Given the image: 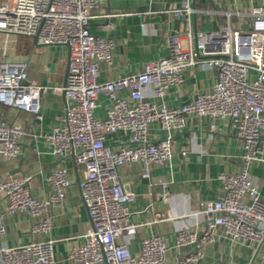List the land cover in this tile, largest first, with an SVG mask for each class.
<instances>
[{"label": "built area", "instance_id": "obj_1", "mask_svg": "<svg viewBox=\"0 0 264 264\" xmlns=\"http://www.w3.org/2000/svg\"><path fill=\"white\" fill-rule=\"evenodd\" d=\"M108 1L0 0V33L67 48L65 82L52 88L63 96V115L44 138L59 162L71 160L82 172L78 188L89 223L80 237L82 245L72 249L69 258L75 264L164 263L170 246L158 235L140 238L137 255L130 251L140 227L134 218L139 215L130 210L136 195L123 184L119 169L138 165L141 178L149 180L152 165L163 166L171 160L173 133L185 128L188 116L228 123L241 145L237 171L218 177L221 197L201 204L202 235L211 238L222 228L230 245L249 248L263 243L264 201L251 169L255 163L264 164V3L253 9L247 29L232 28L226 14L223 29L198 32L197 53L181 47L182 30L188 35L190 29L187 19L182 29L167 37V57L145 63L136 74L100 82V65L111 64L114 43L92 35L89 20L90 11ZM169 11L177 20L192 12L187 5ZM196 65L216 70L211 92L169 108L164 101L168 91L178 88L184 73ZM27 69L24 60H0V112L7 108L18 113L11 122L0 114V157L5 160L22 152L20 140L26 132L19 114L42 118L40 102L48 88L29 81ZM101 95L108 106L98 117ZM153 125L160 136L151 139ZM118 134L124 137L120 144H107L108 136ZM28 181L27 177H7L0 182L4 213L33 219L32 236L49 234L51 220L42 215L62 205L70 186L67 169L56 167L46 175L51 193L43 199L32 196ZM155 218L156 222L167 220L161 215ZM197 239L195 230H178L174 247L193 245ZM53 243L0 247V264H54Z\"/></svg>", "mask_w": 264, "mask_h": 264}, {"label": "crops", "instance_id": "obj_2", "mask_svg": "<svg viewBox=\"0 0 264 264\" xmlns=\"http://www.w3.org/2000/svg\"><path fill=\"white\" fill-rule=\"evenodd\" d=\"M263 3L264 0H109L90 11V33L114 43L111 64L100 65L99 81L136 74L145 63L167 57V37L182 29L187 19L190 29L188 35L182 30L181 47L197 53L195 38L198 32L223 29L226 14L230 15L232 28L247 29L253 9ZM184 5L192 12L188 17L175 19L169 9ZM6 36L0 60L26 61L29 81L48 89L40 102V120L25 112L19 114L18 121L26 132L20 140L22 152L12 160L0 157V182L7 177H27L32 196L43 199L51 193L45 183L46 175L64 165L70 186L65 190L62 205L52 206L42 215L51 220L49 234L38 236L30 234L34 220L25 214H5V204L0 198L3 227L0 247L52 240L54 264H75L69 258V252L82 245L80 237L89 223L78 188L82 172L71 160L59 162L44 138L63 115V96L53 92L52 88L65 82L67 48L41 46L22 36ZM183 77V83L169 90L165 96L164 101L169 108L187 104L199 93H210L216 80V70L196 65L189 68ZM99 101L102 106L97 110V116L102 117L108 104L103 95ZM0 114L11 122L18 113L2 108ZM212 127L214 131H211ZM149 136L151 139L160 136L155 125L150 128ZM120 140H124L121 134L110 135L107 144L118 145ZM240 148L236 132L228 123L213 121L209 117L188 116L185 128L173 133L171 160L163 166L152 165L149 180L141 178L138 165L120 168L123 184L136 195L130 210L139 215L134 218L140 227L130 245L132 255L139 252L140 238L158 235L170 246L163 264H249L259 244L249 248L230 245L222 228H218L211 238L203 236V216L200 214L203 202L216 200L222 195L218 177L237 171ZM251 175L264 201V164H253ZM160 182L167 188H162ZM155 215L167 220L156 222ZM181 229L197 231L196 243L175 248L176 232ZM260 252L253 264H264V242Z\"/></svg>", "mask_w": 264, "mask_h": 264}, {"label": "rangeland", "instance_id": "obj_3", "mask_svg": "<svg viewBox=\"0 0 264 264\" xmlns=\"http://www.w3.org/2000/svg\"><path fill=\"white\" fill-rule=\"evenodd\" d=\"M7 34H4V33H0V51L3 49V48H5V44H4V42H5V39H7V36H6Z\"/></svg>", "mask_w": 264, "mask_h": 264}, {"label": "water", "instance_id": "obj_4", "mask_svg": "<svg viewBox=\"0 0 264 264\" xmlns=\"http://www.w3.org/2000/svg\"><path fill=\"white\" fill-rule=\"evenodd\" d=\"M263 241H264V234H263L262 242H263ZM261 245H262V243H260V244L257 246L256 251H255V253H254V255H253V257H252V259H251V261H250L249 264H253V262H254V260H255V258H256V256H257V254H258L259 251H260Z\"/></svg>", "mask_w": 264, "mask_h": 264}]
</instances>
